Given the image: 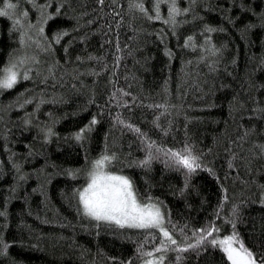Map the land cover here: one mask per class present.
Returning <instances> with one entry per match:
<instances>
[{"label":"trees","instance_id":"1","mask_svg":"<svg viewBox=\"0 0 264 264\" xmlns=\"http://www.w3.org/2000/svg\"><path fill=\"white\" fill-rule=\"evenodd\" d=\"M143 3L152 13L153 0ZM129 4L19 0L22 28L0 17V68L14 61L29 76L0 90V239L10 245L0 264H231L207 241L198 254L156 252L158 230L97 227L77 211L73 190L104 153L118 158L110 171L159 203L180 247L210 225L230 235L234 221L264 255V0H178L190 11L174 31ZM186 147L201 165L192 173L156 151Z\"/></svg>","mask_w":264,"mask_h":264},{"label":"snow or ice","instance_id":"2","mask_svg":"<svg viewBox=\"0 0 264 264\" xmlns=\"http://www.w3.org/2000/svg\"><path fill=\"white\" fill-rule=\"evenodd\" d=\"M32 2L35 4V0H32ZM97 2L103 4L104 0H97ZM195 2L196 0H190V3ZM0 5H2L0 6V17H8L13 20L14 27L22 28L23 25L20 17H27V12L19 8V0H0ZM161 5L167 7V16L161 14ZM129 7L130 9H139L146 19L161 21L163 24L170 26L173 31L178 24L181 23V21L177 20V17L186 15L190 11L189 8L179 7L178 0H153L152 13H149L148 9L145 8L143 0H130ZM58 14L59 11H57V15ZM49 19H53V17H44V23H47ZM29 27L35 26L29 25ZM43 31V27H40L39 32L43 33ZM205 31L215 32L217 29L206 26ZM68 35L69 33L67 31L58 32L55 36V43L59 44L61 39ZM187 40L191 42L193 37L189 36ZM21 43H24L23 34L21 35ZM185 46H187V44ZM166 54L169 56L172 55L170 51L166 52ZM213 54L215 53L213 52ZM116 59L117 62H119V57ZM23 62V60L19 61V63ZM20 79L27 80L29 76L27 73L21 75L17 62L8 61L5 66L0 68V90L12 89ZM26 102L30 103L31 101ZM261 111L264 112V109H261ZM96 123L97 120L93 118L86 129H81L80 132L76 133L75 139L77 141L84 139L85 132L90 131L91 126ZM127 127L132 128L131 125ZM133 130L137 133L140 132L138 128H134ZM51 134L49 130L48 135L50 136ZM147 147L148 149L155 147L154 142L149 143ZM258 147L261 152L264 153V145H259ZM156 151H163L166 156L172 158V163L187 169L189 173L195 172L201 167L199 158L192 155L190 148L186 147L182 152L173 151L171 149L164 150L161 148H156ZM152 158L153 154L149 151L148 158L140 161L138 166L143 167L149 164ZM117 159L115 154H101L99 158L91 162L90 169L86 172L85 184L73 190V196L76 198L78 206L77 211L82 212V215L90 220L97 222V227L103 223L109 226L115 225L121 229L158 230L159 233H162L164 240L161 241L160 246L155 249L156 252L167 251L170 246H175L172 249L174 251L187 252L192 250L198 254L201 246L207 241L209 246L218 248L226 254V259L230 261L231 264H264V255L257 259L256 255L245 247L244 243L239 239L235 232L236 225L234 221H229L233 228V232L230 235L223 238L213 236V233H219V229L214 225H210L206 229H199V234L194 233V236H196V242L194 244L188 243L187 247H180L178 241L164 227L165 213L161 211L159 203L153 202V198L148 194L141 195L136 190L133 181L129 177L118 175L110 171ZM231 166L230 164L229 167ZM208 171L211 170L209 169ZM68 175L76 179L78 173L69 170ZM21 179H23V177H21ZM225 199H227V197H225ZM5 215V212L0 211V217ZM208 237H212V239L208 240ZM0 245H3L0 251L5 252L10 246L4 243L2 239H0ZM141 256L152 257L153 252H141ZM179 259L180 257L177 256V260ZM163 260V256L159 257L158 261L154 259H145L144 264H163ZM120 264H131V261H122Z\"/></svg>","mask_w":264,"mask_h":264},{"label":"rangeland","instance_id":"3","mask_svg":"<svg viewBox=\"0 0 264 264\" xmlns=\"http://www.w3.org/2000/svg\"><path fill=\"white\" fill-rule=\"evenodd\" d=\"M115 174H117V173H115ZM118 175H120V174H118ZM161 207V206H160ZM161 211L163 212V210H162V208H161ZM164 227H165V225H164ZM166 228V227H165ZM155 260V259H154Z\"/></svg>","mask_w":264,"mask_h":264}]
</instances>
